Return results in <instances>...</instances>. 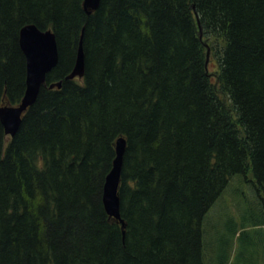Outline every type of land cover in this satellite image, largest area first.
I'll list each match as a JSON object with an SVG mask.
<instances>
[{
    "label": "trees",
    "instance_id": "16d2710c",
    "mask_svg": "<svg viewBox=\"0 0 264 264\" xmlns=\"http://www.w3.org/2000/svg\"><path fill=\"white\" fill-rule=\"evenodd\" d=\"M26 23L59 58L15 133L0 121V264H209L231 178L264 193V0H0V106L25 88ZM119 136L124 226L102 201Z\"/></svg>",
    "mask_w": 264,
    "mask_h": 264
},
{
    "label": "water",
    "instance_id": "95a60500",
    "mask_svg": "<svg viewBox=\"0 0 264 264\" xmlns=\"http://www.w3.org/2000/svg\"><path fill=\"white\" fill-rule=\"evenodd\" d=\"M99 0H83L87 13L98 6ZM18 41L25 55L26 74L25 88L17 104L0 106V121L4 131L13 135L17 130L23 111L33 103L42 84L46 81L47 73L57 64L59 54L55 33L51 28L41 29L34 23H26L19 29ZM84 73V52L82 36L80 37L77 54L72 69L65 75L66 79L82 76ZM62 80L50 82L49 87H60ZM125 138L119 136L115 142V156L111 168L105 175L102 188V201L106 212L122 222L120 217V199L118 194L122 155L125 148Z\"/></svg>",
    "mask_w": 264,
    "mask_h": 264
},
{
    "label": "rangeland",
    "instance_id": "374dc122",
    "mask_svg": "<svg viewBox=\"0 0 264 264\" xmlns=\"http://www.w3.org/2000/svg\"><path fill=\"white\" fill-rule=\"evenodd\" d=\"M209 66L216 64L211 61ZM246 177L242 182L239 174L234 175L207 212L204 238L209 264H254L257 258L264 262V214L246 208L248 201L255 208L264 205V199L257 198L264 193L255 187L251 172Z\"/></svg>",
    "mask_w": 264,
    "mask_h": 264
}]
</instances>
